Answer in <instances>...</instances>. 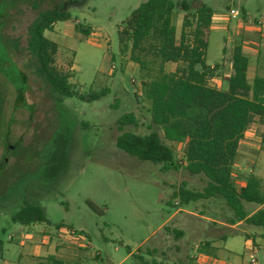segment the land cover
Here are the masks:
<instances>
[{
    "label": "rangeland",
    "instance_id": "obj_1",
    "mask_svg": "<svg viewBox=\"0 0 264 264\" xmlns=\"http://www.w3.org/2000/svg\"><path fill=\"white\" fill-rule=\"evenodd\" d=\"M146 1L0 0V264H32L26 254L34 248L46 258L50 250L40 244L55 234L73 241L82 264H264L263 232L244 224L232 230L220 226H228L232 217L222 201L183 206L172 199L182 187L201 193L206 183L186 173L183 147L171 146L172 170L138 162L115 148L120 135L115 124L128 114L136 127L123 132L139 137L154 132L169 146L150 124L141 73L118 51L117 32ZM169 1L185 4L191 13L210 10L207 66L219 63L229 25L264 18V0ZM61 7L69 21L44 33L57 47L55 67L68 76L77 97L104 91L96 101L72 98L55 104L29 48L33 22ZM229 11L237 17H229ZM182 16L175 8L171 25L176 37ZM84 30L89 31L86 38L80 33ZM173 69L164 67L166 73ZM251 128L252 145L233 164L236 187L248 176L264 181V121ZM26 203L40 207L45 223H11ZM256 209L247 206L246 212ZM178 210L195 217L179 212L171 218ZM161 236L164 241L147 256Z\"/></svg>",
    "mask_w": 264,
    "mask_h": 264
},
{
    "label": "trees",
    "instance_id": "obj_2",
    "mask_svg": "<svg viewBox=\"0 0 264 264\" xmlns=\"http://www.w3.org/2000/svg\"><path fill=\"white\" fill-rule=\"evenodd\" d=\"M175 8L183 13L178 37L171 25ZM211 19L210 10L204 7L191 13L183 3L175 5L169 0H147L124 22L117 32L119 54L127 55L128 61L141 73L143 94L149 103L150 124L161 131L163 141L169 146L164 145L154 132L142 137L123 132V128L136 127L131 114L116 122L120 135L114 145L125 156L163 170L176 168L171 146L183 147L186 173L192 177L201 176L206 183L201 193L182 187L172 199H177L183 206L220 200L232 215L228 226L242 223L259 229L264 241V209L261 208L264 205V181L248 176L243 187L238 188L231 180L244 133L264 119V75L255 76L251 82L246 80L248 60L238 46L224 45L219 64L211 68L206 66L204 55ZM68 21L64 7L40 14L29 30V48L55 104L72 98L96 101L105 92L87 98L77 97L68 83V76L55 67L56 45L44 37L55 24ZM80 33L85 38L89 35L87 30ZM223 63H229L231 68L226 84L219 91L208 88L207 82L220 76ZM168 64L174 69L166 73L164 67ZM247 206L257 210L248 213ZM11 223L29 227L45 223V218L40 207L26 203L13 215ZM175 237H181V234L176 233ZM1 253L0 243V258ZM36 264L61 263L47 258Z\"/></svg>",
    "mask_w": 264,
    "mask_h": 264
},
{
    "label": "crops",
    "instance_id": "obj_3",
    "mask_svg": "<svg viewBox=\"0 0 264 264\" xmlns=\"http://www.w3.org/2000/svg\"><path fill=\"white\" fill-rule=\"evenodd\" d=\"M212 20L213 19H211V29H212ZM211 29H210V31H211ZM244 39H248V41L250 40V42H245ZM251 40H256V42H255L256 45ZM224 45H229V46H233V47L238 46L241 49L242 54L247 58L248 67H247L245 75H246V80L248 82H251L252 79L257 75H264V39L257 38L256 34L253 31L246 29V28H241V26H239L238 22L235 21V23L232 26L229 25V27H228L227 40H226ZM212 66H208V67L211 68ZM230 74H231L230 64L229 63H223L222 67H221V71H220V76L213 78L210 81H208L207 87L210 89L219 91L226 84L228 78L230 77ZM263 121H264V119L261 122H256V123H258V125H259ZM251 127L244 133L243 140L239 143V149L237 152V156L239 155L241 150L250 149V147H251L250 146V144L252 142L251 137H253L252 136L253 134L252 135L247 134V132H254V130ZM259 180H261V179H259ZM241 187H243V182L239 183L238 188H241ZM261 208L264 209V205ZM179 212H181L183 215H187V216H190L193 218L195 217L194 215L187 214L186 212L178 210L174 213V215L171 218H174ZM199 218L202 219L201 217H199ZM240 225H242V223L234 225V226H225V225H220V226H223L224 228H229L230 230H232L233 228L238 227ZM23 238H24L23 233H19L18 239L22 240ZM26 238H28V237H26ZM28 239H30V238H28ZM35 239H36V237H35ZM42 241H44V243L40 244V248L49 249L50 255H47V257L44 258L40 254L39 249L34 248L35 250H32L31 252L26 254V257H28L31 260V262H33L32 264H36L37 262H40V261L45 260L47 258H52L53 260H55L61 264H82V261L79 260L80 256L76 252L77 250L75 251V245H74L72 240L67 239L66 237L64 238L63 235L55 234L54 236L48 238L47 241L43 240V239H42ZM162 241H164V238H162V236H161V237H159V240H157L156 245H154V247H152L151 249H148L145 252V254L148 256V253L149 254L155 253L154 251L156 250V246L160 245ZM246 241H248V240H246ZM250 245L254 246V242L250 241ZM128 255L131 256L130 253ZM200 259H202V258H199V260ZM210 264H217V262L212 260L210 262Z\"/></svg>",
    "mask_w": 264,
    "mask_h": 264
},
{
    "label": "built area",
    "instance_id": "obj_4",
    "mask_svg": "<svg viewBox=\"0 0 264 264\" xmlns=\"http://www.w3.org/2000/svg\"><path fill=\"white\" fill-rule=\"evenodd\" d=\"M228 14H229V17H232V18L237 17V15L232 11H229ZM237 22L239 26H241V28L249 29L253 31L259 39H264V18L259 19L257 21H253L249 19L247 20L242 19V20H237ZM68 235L72 236L74 234L72 232H69ZM249 264H255V261L251 260Z\"/></svg>",
    "mask_w": 264,
    "mask_h": 264
}]
</instances>
